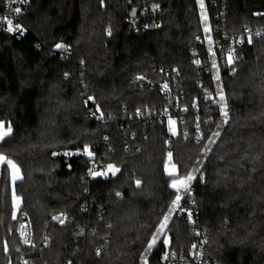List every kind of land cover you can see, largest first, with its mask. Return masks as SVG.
<instances>
[{
	"label": "trees",
	"instance_id": "1",
	"mask_svg": "<svg viewBox=\"0 0 264 264\" xmlns=\"http://www.w3.org/2000/svg\"><path fill=\"white\" fill-rule=\"evenodd\" d=\"M158 1L161 26L138 34L129 19L137 0H33L20 17L26 33H0V121L12 128L0 140V154L23 174L14 188L19 212L34 223L29 254L35 264H144L176 194L171 180L188 173L195 176L193 196L184 202L193 201L206 231L203 258L264 264V31L239 48L232 65L198 68L199 56L208 61L205 43L196 39L202 33L198 0ZM224 3L230 31L264 28L257 15L264 0ZM138 74L169 80L188 109L173 141L175 177L164 170L167 134L158 117L167 100L157 85L134 81ZM221 90L227 122L221 101L204 110L205 94ZM195 100L213 119L201 141ZM94 159L119 171L88 177ZM10 185L8 166L1 165L0 264L19 263L20 216ZM58 213L71 219L59 223ZM166 230L170 249L189 251L194 236L184 216L173 211ZM165 248L161 236L147 264H164Z\"/></svg>",
	"mask_w": 264,
	"mask_h": 264
},
{
	"label": "built area",
	"instance_id": "2",
	"mask_svg": "<svg viewBox=\"0 0 264 264\" xmlns=\"http://www.w3.org/2000/svg\"><path fill=\"white\" fill-rule=\"evenodd\" d=\"M33 0H4L3 1V8L0 11V33L5 32L8 34H13L18 37H21L26 33V29L22 22L20 21L21 15L27 12L28 8L30 7ZM138 1V9L135 10L134 16L129 18L132 22V31L135 34L142 33L151 29H155L161 26L162 22L160 19V12L162 9L161 2L158 0H137ZM208 5L213 9V24H212V36H213V49L207 51V63L202 61L199 56L198 60L199 63H196L198 68L206 67L207 69L214 68L213 62H215V67H218L222 64H229L227 62L229 53H232L233 61H235L238 50L243 46V44L249 43L248 40L251 38V42L253 38L264 31V28L261 29H254V28H245L242 31L232 32L227 27V18H226V4L224 0H207ZM20 8L21 11L16 13L14 9ZM259 17L264 18V11H260L257 14ZM6 18V19H5ZM12 21V26L20 25L23 28V32L20 31H8V23L7 21ZM261 30V31H260ZM109 31L107 30V34L109 35ZM201 43H204V37H200ZM197 51H194L195 55ZM134 81L145 83L148 86L157 85L160 91L164 94L167 100V107L165 110L161 111L158 114L159 120L164 122L166 127V140L164 146V169L166 175H169V172H174L176 175L177 171V161L174 156L173 151V141L176 135V127L177 121H184V114L187 113V107L185 105H181L179 103L178 96L174 93L173 86L169 80H165L163 82L155 83L148 79L146 76L138 74L134 77ZM196 85L200 88L203 87V83L201 80L196 82ZM205 101L204 104L206 108L205 112H208L209 109L212 107H218L220 105V97L207 92L204 97ZM195 122L194 127L196 129L195 136L196 138L201 141L204 138L205 133V125H208L212 122V118L205 116L202 113L200 106L198 105V101L195 100ZM137 116H145L141 111H137ZM100 117V116H98ZM147 117H150L147 115ZM174 122V123H170ZM169 153H171V160H169ZM176 167L173 169L172 165ZM113 165L107 161L103 160H92L91 165L88 169L87 175L88 177H113V173L108 170L107 166ZM114 166V165H113ZM116 168V167H115ZM97 173H106L105 175H92L91 172ZM201 171L199 167L197 173ZM170 176V177H175ZM203 179V175L201 176ZM193 180L190 184V192L184 193L183 189H181V196L182 199L180 201V206L174 210V212L180 216H184L187 220L192 235L194 236V241L191 245L189 251H179L176 252L170 249L169 243L166 244V248L162 257V262L164 264H214L210 263L209 261L203 258V248L207 243L206 239V231L201 224L199 211L194 206L193 201H189V203H185L184 200L186 198H190L193 196V189H192ZM183 209V210H182ZM189 213H191V219L189 218ZM20 216V223L18 225V232L20 236L21 245L18 249L19 252V263L18 264H35L33 262L32 257L29 254V250L34 247L35 245V230H34V223L27 212L21 211L19 212ZM55 217H58L57 220L59 223L71 219L70 215L65 213H58ZM28 241V243H25ZM42 243L44 247L50 246V238L47 235L43 236ZM195 245L196 247H193ZM167 257V258H165ZM68 264V263H66Z\"/></svg>",
	"mask_w": 264,
	"mask_h": 264
},
{
	"label": "snow or ice",
	"instance_id": "3",
	"mask_svg": "<svg viewBox=\"0 0 264 264\" xmlns=\"http://www.w3.org/2000/svg\"><path fill=\"white\" fill-rule=\"evenodd\" d=\"M200 7L201 9L203 10L204 9V3H203V0H200ZM14 11L16 13H19L21 11L20 8H16L14 9ZM134 14V13H133ZM202 18L206 21L207 20V16L206 14L202 11ZM6 19V18H5ZM9 27H8V31L9 32H12V31H20V32H23V28L20 26V25H15L14 27L12 26V21L11 20H8L7 21ZM206 31L208 30L207 28L205 29ZM109 34L110 31H109ZM260 33H257V35H259ZM249 43H251V38H249L248 40ZM57 48H62L64 47V45H61V44H58L56 45ZM227 62L229 64H232L234 61H233V56H232V53L230 52L229 53V56H228V60ZM196 63H199V61H196ZM213 66L215 67V62H213ZM217 79H219V77L217 76ZM89 99H93L92 97H89ZM220 101L222 102V105H221V111H222V114L223 116L225 117V122H227V117H228V111H227V104L224 103L225 101V97H224V94L222 92V90L220 91ZM170 123H174V122H171ZM12 132V128H11V125L9 124L7 126V128L5 129V124L3 121H0V140L4 139L6 136L10 135ZM219 135V132H216V133H213V136H218ZM209 143H214V140L210 139L209 140ZM84 152H86L90 157L92 156V153L89 151L88 147L85 146L84 148ZM68 153H66L67 155ZM55 155V153H54ZM169 160H171V153H169ZM0 162H5L7 163L9 166H11L12 170H13V179H19V171L20 169L17 167L16 164H14L12 161L10 160H7L6 157L0 155ZM176 166L173 164L172 165V168L174 169ZM108 170L111 171L113 173V175L119 171L118 168H115V166L113 165H108L107 166ZM194 171H198V169L194 170ZM91 172V170H90ZM92 175H105L106 173H97V172H91ZM169 175L170 176H174L175 173L174 172H169ZM195 179V176L192 174V173H189L187 174L186 176L182 177V178H177V179H173L172 181V184H171V187H173L174 189L177 190V194L175 196V199L172 201V206L170 207L169 209V213L167 215L164 216L160 226H159V229H158V233H162L163 230L167 227V224H168V221L169 219L171 218V215L173 213V211L178 208L180 206V201L182 199V196L180 194L181 192V189H183L184 193H188L190 192V184H191V181ZM137 185L140 184V181H137L136 182ZM183 210V209H182ZM55 219H59L58 217H54ZM189 218L191 219V213H189ZM61 223H63V221H61ZM156 241H157V236L154 235L153 238H152V241L148 244V249L146 251H150L153 246L156 244ZM25 243H28V241H25ZM165 244H168L169 241L166 239L164 241ZM193 247H196L195 245H193ZM97 254L99 255V250H97ZM167 258V257H165ZM144 259V264H147V258L146 256L143 258Z\"/></svg>",
	"mask_w": 264,
	"mask_h": 264
},
{
	"label": "rangeland",
	"instance_id": "4",
	"mask_svg": "<svg viewBox=\"0 0 264 264\" xmlns=\"http://www.w3.org/2000/svg\"><path fill=\"white\" fill-rule=\"evenodd\" d=\"M203 3H204V9L202 10L201 7H200V0H198V7H199V21L200 23L202 24V33L200 35L197 36V41L198 43H200V37H204V43L206 45V49L208 50H212L213 49V36H212V22H211V16H210V12H209V9H208V6L205 2V0H203ZM202 11L206 14L207 16V20L205 21L203 18H202ZM208 29L207 31L205 29ZM246 28H252V27H246ZM245 29V28H244ZM107 30H110L109 27L106 28L105 32H107ZM107 35V33H106ZM254 39V38H253ZM252 43V42H251ZM234 63V62H233ZM232 63V64H233ZM230 64V65H232ZM229 65V66H230ZM219 69L220 68H217L216 70H214V73L215 75L218 74L219 72ZM223 92V91H222ZM216 95V94H214ZM216 96L220 97V91H219V94H217ZM5 124V123H4ZM7 128V126L5 125V129ZM4 157H6L5 155L3 154H0ZM7 160H10L12 161L14 164L17 165V167L20 169L19 171V179H13V170L11 168V166H9L7 163L5 162H0V166L1 165H7L8 166V170H9V177H10V195H11V198H12V206H13V212H14V215L18 214L19 213V208L21 206V198L19 196L16 195L15 193V183L20 181L22 178H23V174H22V171H21V168L19 166V164L13 159V158H10V157H6ZM165 170V169H164ZM189 174V173H188ZM187 174H183V175H180L178 177H175V178H172L171 180V184H172V181L173 179H177V178H182L184 176H186ZM175 193L177 194V190L175 189ZM176 194L174 195V198L173 200L175 199V196ZM170 220V219H169ZM169 222V221H168ZM168 225V224H167ZM167 228V227H166ZM166 228L163 230L162 233H156V236H157V241L159 240V238L162 236L163 237V241H165L166 239L168 241H170V236H169V231L166 230ZM152 241V240H151ZM150 241V242H151ZM156 241V242H157ZM150 251H147L146 252V258L148 257ZM143 263H144V259H143Z\"/></svg>",
	"mask_w": 264,
	"mask_h": 264
},
{
	"label": "water",
	"instance_id": "5",
	"mask_svg": "<svg viewBox=\"0 0 264 264\" xmlns=\"http://www.w3.org/2000/svg\"><path fill=\"white\" fill-rule=\"evenodd\" d=\"M133 13L135 14V10H134V9H132L131 12H130V17H131V18L134 16Z\"/></svg>",
	"mask_w": 264,
	"mask_h": 264
}]
</instances>
